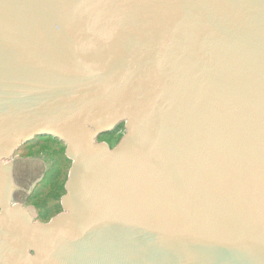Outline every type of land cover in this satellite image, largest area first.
<instances>
[{
	"label": "water",
	"instance_id": "water-1",
	"mask_svg": "<svg viewBox=\"0 0 264 264\" xmlns=\"http://www.w3.org/2000/svg\"><path fill=\"white\" fill-rule=\"evenodd\" d=\"M38 138L71 161L47 223ZM0 264H264V0H0Z\"/></svg>",
	"mask_w": 264,
	"mask_h": 264
},
{
	"label": "rangeland",
	"instance_id": "rangeland-1",
	"mask_svg": "<svg viewBox=\"0 0 264 264\" xmlns=\"http://www.w3.org/2000/svg\"><path fill=\"white\" fill-rule=\"evenodd\" d=\"M107 142V141H105ZM108 143V142H107ZM57 143L52 142V140L42 141L38 143V141H33L30 145L26 148H21L20 151L16 154V181L19 189L15 192V198L17 200H27L25 207H34L37 204L45 203L49 198V195H41L40 197L37 196L38 193H41L40 188L36 191L34 196L33 186L35 185L36 181L42 179V177L46 174V172H50L52 167V159L50 155L55 150L59 149ZM27 154V155H26ZM26 161L27 163H22ZM24 174L29 176V181L24 184V181L20 182L19 174ZM45 178V177H44ZM25 191L21 193L22 191ZM28 198H30L28 200Z\"/></svg>",
	"mask_w": 264,
	"mask_h": 264
},
{
	"label": "trees",
	"instance_id": "trees-1",
	"mask_svg": "<svg viewBox=\"0 0 264 264\" xmlns=\"http://www.w3.org/2000/svg\"><path fill=\"white\" fill-rule=\"evenodd\" d=\"M124 133V125H120L114 132L107 133L106 135L102 136L101 141H107L111 145V147H114L119 142ZM56 142L58 144L57 146H59V149L55 150L50 155V158L53 161L51 170L50 172H47L45 178L36 187L33 193L35 196L36 191L40 188L41 193H38V196L44 194H50L52 196V194H56V200L60 201V199L65 195L66 192L65 183L67 181L68 172L71 167V161H69L66 157V147L62 143L58 141ZM53 186L55 189H52Z\"/></svg>",
	"mask_w": 264,
	"mask_h": 264
},
{
	"label": "flooded vegetation",
	"instance_id": "flooded-vegetation-1",
	"mask_svg": "<svg viewBox=\"0 0 264 264\" xmlns=\"http://www.w3.org/2000/svg\"><path fill=\"white\" fill-rule=\"evenodd\" d=\"M49 140H52V142L54 143H57L55 140L53 139H50V138H38L36 139L35 141H38V143L42 142V141H48ZM30 144L26 145L27 147L29 146ZM26 146H23L22 148H26ZM27 155V154H26ZM17 161V160H16ZM16 161L14 163V178H15V181H16V175H15V171H16ZM22 163H27L26 161H23ZM47 174V172H46ZM45 174V175H46ZM45 175L42 177L44 179ZM19 179H20V182L24 181V184L27 183L30 179H29V176L28 174L27 175H24V174H19ZM43 179H41L39 181V183L37 184V186L43 181ZM37 182V181H36ZM17 183V181H16ZM18 184V183H17ZM36 186V187H37ZM20 187V185H19ZM21 188V187H20ZM52 189H55L54 186L52 187ZM25 192L24 190L21 192L23 193ZM38 196V195H37ZM41 195H39L38 197H40ZM56 194H52V196L43 204H37L34 206L35 210L37 211V215H38V218L37 220L40 221V222H43V223H47L49 221H51L52 218H54L56 215H58L59 213H61L63 211V208L61 206V199L60 201H57V197H55ZM30 198H28L29 200ZM19 202H23L24 204L27 203V200L23 201V200H18Z\"/></svg>",
	"mask_w": 264,
	"mask_h": 264
}]
</instances>
